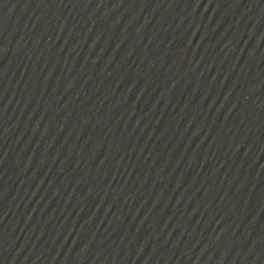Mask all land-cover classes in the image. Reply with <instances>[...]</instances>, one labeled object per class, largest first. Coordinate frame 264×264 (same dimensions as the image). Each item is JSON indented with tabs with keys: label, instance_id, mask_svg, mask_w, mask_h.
Segmentation results:
<instances>
[{
	"label": "water",
	"instance_id": "water-1",
	"mask_svg": "<svg viewBox=\"0 0 264 264\" xmlns=\"http://www.w3.org/2000/svg\"><path fill=\"white\" fill-rule=\"evenodd\" d=\"M0 264H264V0H0Z\"/></svg>",
	"mask_w": 264,
	"mask_h": 264
}]
</instances>
